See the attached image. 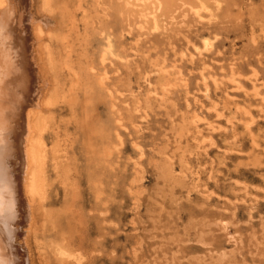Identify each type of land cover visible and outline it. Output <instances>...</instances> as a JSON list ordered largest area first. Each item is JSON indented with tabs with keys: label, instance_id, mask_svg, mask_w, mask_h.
Listing matches in <instances>:
<instances>
[{
	"label": "rangeland",
	"instance_id": "374dc122",
	"mask_svg": "<svg viewBox=\"0 0 264 264\" xmlns=\"http://www.w3.org/2000/svg\"><path fill=\"white\" fill-rule=\"evenodd\" d=\"M198 3L212 13L196 15ZM9 8L25 57L0 67L2 128L22 131L24 112L40 111L47 153L26 208L0 184L13 196L0 208L2 264H58L63 233L81 264H264V0ZM38 89L53 103L34 105ZM13 150L9 180L28 158Z\"/></svg>",
	"mask_w": 264,
	"mask_h": 264
},
{
	"label": "bare ground",
	"instance_id": "6f19581e",
	"mask_svg": "<svg viewBox=\"0 0 264 264\" xmlns=\"http://www.w3.org/2000/svg\"><path fill=\"white\" fill-rule=\"evenodd\" d=\"M10 2H11V0H0V35L1 34H7V37H5V42H4V37L2 39L0 38V41H1L0 47H4V49L6 50L5 57H4V52L2 53L1 59L4 58L5 60L0 61V67L1 66L3 67L5 64L13 65L15 63V60L20 61V57H21V59H22V57H25L24 55L22 56V54H21L22 39L20 38V32L18 31V22H19L18 14L16 12H14L13 10H10V8H9ZM193 9H194V12L196 13V15H199V16H202L204 14V12H206V14L212 13V11H210L211 9L209 8L210 10H208L206 5L203 3H198L195 6V8H193ZM153 13H155V12H153ZM147 25H149L151 28L153 27V29H159L162 27V21L156 15H152L150 20L147 22ZM153 29H151V30H153ZM16 38H18L17 41H16ZM207 38L204 39V41H203L204 45H207L210 43V41L208 40L209 38L208 39ZM107 40L109 41V46H108L106 51H111L112 50L111 49L112 48V43H111L112 39L111 40L107 39ZM114 42H115V40H114ZM116 44H118V43L116 42ZM113 45H114V43H113ZM19 46H20V48H19ZM115 49H113V51H115ZM197 49H198V47H197ZM118 50L121 51V49H118ZM104 55H105V53H104ZM116 55L118 56V54H116ZM50 58L52 59V55L50 56ZM107 58H108V56H107ZM109 58H111V57H109ZM104 59H105V57H104ZM3 61H5V62H3ZM53 65L55 66V64H53ZM13 72H14V70H13ZM13 76H14L13 73L10 74V77H13ZM0 91L1 92L3 91V95L6 96V94H5L6 91L4 92V90H1V89H0ZM42 93H43L42 89H38L37 92L35 93V95L33 96L34 97L33 98L34 105L37 104L41 108L43 106H45L44 103H46V102L47 103H50V102L53 103L51 101L52 98H50V97H49L50 99H48V100L47 99L42 100L41 99ZM3 99H5L4 96L2 98H0V184L2 182V184L5 183V184H8V186L14 185V190L17 191V197H18V198H16L17 202L21 203L24 206V208H26L27 205L29 204V201L30 202L33 201V199H34L33 197H35L37 195V185H38V181L40 180V177L42 175L41 172L43 169V159H44V157H46V153H47V151L44 148L45 143L43 140V131L45 130V128H43V125H45L44 124L45 119H44L43 115L41 114V112L38 110L30 111V113L28 115H26V113L24 112V118L22 119V121L21 120L19 121V126L22 127V131H16L12 126H9L10 128L8 127L7 132L6 131L4 132L3 128H2L4 123L7 124V121L11 120V119L10 118L7 119L4 117L5 114L3 115V113L7 112V110L5 109V106L3 104V102H5ZM8 133H14L15 134V139H16V140L14 139V141L16 142V144L14 145V146H16L15 150L20 152L21 155L24 154L25 149H27V151H28V158L26 155L23 156L24 157L23 158V165L20 168L22 170V172L27 175V192L24 188L23 173L19 174L16 178L11 179L12 181L9 180L8 175H7L8 166L6 165L5 158H7V156L10 155V152H12V150H13V149H11L13 147H11V144L8 141V138H9L8 136H10V134L8 135ZM27 133H30L29 134L30 140H29L28 147L26 146V143H25L28 140V136H26ZM15 150H13V152ZM43 181H44V179H43ZM4 186L6 187L7 185H4ZM16 191L14 193H16ZM10 196H12V195H10L8 193H7V195H6V193H3V195H0V208H2L3 206H9V205L11 207L12 201H10V198H11ZM8 200H9V202H8ZM12 200H13V198H12ZM24 220H26V218H24ZM24 220L22 222H24ZM70 236H71L70 234L63 233V234H61L60 240H58L55 243L53 251H54V254H55V257L57 259L58 264H81V262H82L81 259H82L83 255L84 254L86 255V252H83L82 253L83 255H81V253H80L81 251L80 252L78 251V247L80 248V246H76L75 244L77 242L74 244V242L71 240L72 237H70ZM77 244H79V243H77ZM81 250H83V248ZM84 251H86L85 248H84ZM86 257H87V255H86ZM7 258H8V256H7ZM24 258L25 257L22 254V258L19 262L21 264H30L29 259L27 258V255H26V258L25 259ZM0 259H2V257ZM1 261L2 260H0V264L4 263V261H2V262ZM85 263H86V261H85Z\"/></svg>",
	"mask_w": 264,
	"mask_h": 264
}]
</instances>
